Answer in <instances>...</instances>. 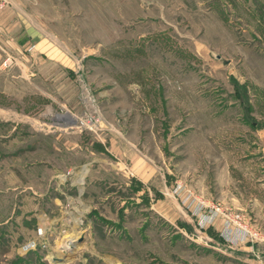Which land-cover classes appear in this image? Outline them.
<instances>
[{
  "label": "rangeland",
  "instance_id": "obj_1",
  "mask_svg": "<svg viewBox=\"0 0 264 264\" xmlns=\"http://www.w3.org/2000/svg\"><path fill=\"white\" fill-rule=\"evenodd\" d=\"M28 1L47 43L0 42V264H264V0Z\"/></svg>",
  "mask_w": 264,
  "mask_h": 264
},
{
  "label": "crops",
  "instance_id": "obj_2",
  "mask_svg": "<svg viewBox=\"0 0 264 264\" xmlns=\"http://www.w3.org/2000/svg\"><path fill=\"white\" fill-rule=\"evenodd\" d=\"M30 5L28 0H7L0 8L1 43L17 50L21 49V45L31 42H34L36 46L47 43V40H44L47 36H45L46 31L43 25L33 22L35 19L30 13ZM21 56L24 60L28 58V55Z\"/></svg>",
  "mask_w": 264,
  "mask_h": 264
},
{
  "label": "built area",
  "instance_id": "obj_3",
  "mask_svg": "<svg viewBox=\"0 0 264 264\" xmlns=\"http://www.w3.org/2000/svg\"><path fill=\"white\" fill-rule=\"evenodd\" d=\"M7 2V0H0V8H2L5 3ZM2 33V28L0 26V34ZM34 46H31L30 49H32ZM13 57L11 55H7V57H5L4 61H3V66L5 67H10V65H12L13 63ZM97 122L99 121L98 118H96L95 120H93V122ZM218 209V207H217ZM212 213V212H210ZM227 216V219L229 220H233L235 222H237V224L240 226V229L241 231L243 232V230L247 231V232H251L249 231L247 228L245 229V225L242 224L240 222V215H234L233 213H230V214H226ZM208 218H209V215H208ZM37 236L35 238H32L30 239L29 241H27L23 246H22V249L23 251H30V250H34L35 248H37V246L42 242V239L45 237V232H44V227H38L37 229ZM252 234V232H251Z\"/></svg>",
  "mask_w": 264,
  "mask_h": 264
},
{
  "label": "bare ground",
  "instance_id": "obj_4",
  "mask_svg": "<svg viewBox=\"0 0 264 264\" xmlns=\"http://www.w3.org/2000/svg\"><path fill=\"white\" fill-rule=\"evenodd\" d=\"M81 180H82V177L79 178V181H81ZM74 241H75V239L68 238L65 242H63L62 251L72 250V248L74 246Z\"/></svg>",
  "mask_w": 264,
  "mask_h": 264
},
{
  "label": "trees",
  "instance_id": "obj_5",
  "mask_svg": "<svg viewBox=\"0 0 264 264\" xmlns=\"http://www.w3.org/2000/svg\"><path fill=\"white\" fill-rule=\"evenodd\" d=\"M240 89H241V85H239V89L238 90L240 91Z\"/></svg>",
  "mask_w": 264,
  "mask_h": 264
}]
</instances>
